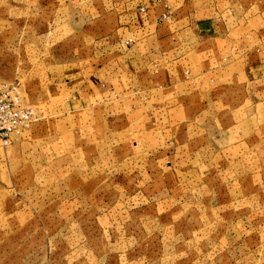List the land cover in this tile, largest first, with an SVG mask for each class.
Masks as SVG:
<instances>
[{"label": "rangeland", "instance_id": "1", "mask_svg": "<svg viewBox=\"0 0 264 264\" xmlns=\"http://www.w3.org/2000/svg\"><path fill=\"white\" fill-rule=\"evenodd\" d=\"M116 3L0 0V86L37 114L0 147V264H264V130L231 137L249 110L227 113L242 92L199 116L59 114L54 68Z\"/></svg>", "mask_w": 264, "mask_h": 264}, {"label": "crops", "instance_id": "2", "mask_svg": "<svg viewBox=\"0 0 264 264\" xmlns=\"http://www.w3.org/2000/svg\"><path fill=\"white\" fill-rule=\"evenodd\" d=\"M243 1L117 0L85 21L76 60L54 68L52 92L68 99L59 114L86 115L98 125L147 101L146 113L157 104L199 116L239 91L223 99L233 107L242 92L227 113L249 110L230 136L264 130V9L254 12ZM126 99L141 106L125 109Z\"/></svg>", "mask_w": 264, "mask_h": 264}, {"label": "built area", "instance_id": "3", "mask_svg": "<svg viewBox=\"0 0 264 264\" xmlns=\"http://www.w3.org/2000/svg\"><path fill=\"white\" fill-rule=\"evenodd\" d=\"M20 83L0 86V147L9 144L11 136L37 119L36 111L22 99Z\"/></svg>", "mask_w": 264, "mask_h": 264}]
</instances>
